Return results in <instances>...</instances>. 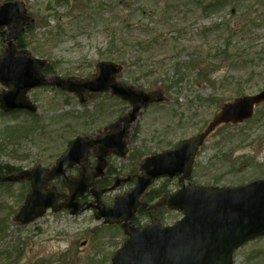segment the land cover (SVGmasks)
<instances>
[{
  "label": "rangeland",
  "instance_id": "rangeland-1",
  "mask_svg": "<svg viewBox=\"0 0 264 264\" xmlns=\"http://www.w3.org/2000/svg\"><path fill=\"white\" fill-rule=\"evenodd\" d=\"M22 1L27 4L30 15L35 20L33 29L24 36V47L31 51L34 58L48 61L45 70L48 72L47 76L62 79L87 78L95 72L98 62L109 61L121 65L124 60L128 65H125L121 76L123 82L144 87L141 91H161L165 95L169 90L167 96L169 95L170 103L145 109L139 116L131 131L128 156L112 160L114 173L122 172L123 178L137 171L145 158L160 154L181 140L203 131L223 104L237 97L235 95L239 89L244 95H255L264 90V77L248 81L244 71L234 73L231 77H224L225 72L217 74V89L195 82L194 74L182 71L183 74L179 73L178 78L187 75L189 78H185L180 84L182 87L176 88L179 85H175L177 73H174L172 58L186 63L189 61L185 52L182 55L179 53L184 50V42H188L192 48H208L205 37L199 34V28L208 27L216 21L221 22V19L234 23L226 12L202 17L194 10H189L187 0H147L150 6H153L151 3H157L158 6H166L168 3L170 8L166 6L169 12L167 16L163 13L158 19L148 17L158 23L160 29L156 34L161 36L158 44L148 54H143L139 52L138 43L147 39L143 36V30L149 19L135 13L133 16L128 14L136 12L135 9L142 6L139 4L141 0H127L132 7L126 8V14L121 15H116V11H122L121 8H115L112 12L111 8L100 7L103 0L87 1L86 5L92 7L91 11L82 8L75 10L72 3H64L62 0ZM260 13L256 12L252 18H257ZM166 18L172 19V25H176V28L164 25ZM242 19H246L245 14ZM235 25L240 27L242 23L235 22ZM171 29L184 31L182 38L187 41L181 38L179 42H167L169 40L165 33ZM256 37L261 40L251 41ZM111 39H123L125 45L123 48L118 45L117 51H122L111 52L114 55L109 58L108 45ZM3 41L0 38V54L7 46ZM235 44L239 48L251 44L255 49H264V26L254 27L249 34L240 33ZM204 48L198 51L206 53ZM133 63L137 67L132 68ZM150 66L151 69H146ZM171 82L174 85L170 86ZM238 82H241L240 86ZM1 88L0 85V90ZM31 96L39 109L35 117L23 113L4 115L0 110V167L10 165L15 171L8 175L29 170L37 164L49 168L64 152L70 140L77 136L94 137L103 128L117 124L131 106L120 99L110 98L108 94L96 95L81 105L76 97L46 87L34 90ZM262 109L264 106L257 109L251 122L220 127L206 141L196 159L192 183L216 186L215 181L220 179L218 186H240L264 179ZM19 126H26L27 130L14 132L12 135L5 131L7 128L15 131ZM27 133L29 135L25 137ZM222 148L232 152L224 157L218 152ZM73 175L77 176V173ZM0 177L5 175L0 173ZM164 181L166 180L157 182L154 191L164 189L168 193L169 190H177V180H169L170 184ZM1 184L6 186L10 183ZM2 186L0 197L5 201L6 208H12L18 213L24 204L27 186ZM125 191L128 188L123 186L109 197H104V203L111 205L114 197ZM90 201L85 199L81 203ZM180 217V214L170 212L166 216L165 225L175 223ZM13 219L14 216L11 219L12 232L16 236L15 230H21V237L27 245L25 262L27 259L37 258L56 261L58 257H65L66 264H111L112 255L125 239L121 231L110 229L103 222L97 221L92 210L77 217H72L69 213L49 212L26 228L18 227ZM133 225L137 227L134 221ZM9 239L13 240L14 237ZM65 253L68 255L65 256ZM234 264H264V238L253 241L236 252Z\"/></svg>",
  "mask_w": 264,
  "mask_h": 264
},
{
  "label": "water",
  "instance_id": "water-1",
  "mask_svg": "<svg viewBox=\"0 0 264 264\" xmlns=\"http://www.w3.org/2000/svg\"><path fill=\"white\" fill-rule=\"evenodd\" d=\"M21 6L22 11L17 7ZM26 9L23 3L0 6V27L17 22L19 32L0 56V83L8 90L0 93V108L4 112L27 109L37 112L29 100L30 90L42 86L76 93L82 104L98 93L111 91L112 96L131 104L117 124L98 131L94 137L78 136L49 169L41 165L15 175L0 177L1 183L28 181L31 189L13 222L26 227L43 218L48 211L57 214L69 211L71 216L93 210L97 221L105 225H121L127 240L112 258V264H234L235 252L250 241L264 237V180L230 187L199 186L189 181L195 160L206 140L224 125H239L253 118L257 106L264 104V91L254 96L236 98L223 104L208 126L197 136L180 141L176 146L141 164L134 189L117 196L114 204L103 201L105 194L115 192L121 181L102 189L96 179L104 176L106 157H124L133 126L144 108L165 101L160 91L147 93L117 81L122 67L106 62L97 65L90 80L46 78L42 70L47 61L35 59L30 52H18L14 41L25 31ZM97 156L91 167L89 155ZM79 167L78 177L69 171ZM179 178L180 190L167 194L159 203L172 211L183 213L173 226L161 224L140 229L133 225L141 206L140 199L150 185L160 178ZM60 178L68 194H60L52 182ZM127 182V180H124ZM90 195L93 202L81 203ZM64 200L62 203L61 201ZM144 208H148L145 204Z\"/></svg>",
  "mask_w": 264,
  "mask_h": 264
},
{
  "label": "trees",
  "instance_id": "trees-1",
  "mask_svg": "<svg viewBox=\"0 0 264 264\" xmlns=\"http://www.w3.org/2000/svg\"><path fill=\"white\" fill-rule=\"evenodd\" d=\"M61 1V0H60ZM64 3H72L75 7V10L82 8L87 11H91L92 7L87 6L81 7L78 6L79 2H90L89 0H62ZM104 0L103 6L105 8H111L115 10V8H122L124 6L131 8L130 4L127 0L120 1H107ZM144 0L139 1V4H142ZM91 4V3H89ZM167 7L170 8V5L167 3ZM166 6H156L148 9V12L144 11L143 6H140V11L143 17H150L151 19H158L163 16V13L169 15L168 10H166ZM187 7L189 10H194L196 14H199L202 17H211L212 15H219L222 12L228 13L230 18H233L234 23L226 20H220L221 22L211 23L208 27L199 28V34L202 37H205L207 41L205 44L208 45L206 49V53L199 52L201 47L192 48V46L188 42H184L183 51H179V53L185 52L188 55L189 61L182 62L180 59L172 58L174 62L173 70L174 73H177V77L175 78V85H179L176 88L182 87L180 84L184 82L185 78H189L187 75L183 78H178L179 73L182 71L185 73H192L195 77V82L197 83H205L207 85L215 87L217 89L216 83V75L219 73H224V77H231L234 73L244 71L245 77L248 81L263 79L264 77V49L257 48L251 44H246L243 48H239L235 44V39L239 37L240 33L249 34L254 27H262L264 26V0H187ZM177 8V6H176ZM125 9V8H124ZM121 14H124L126 11H117ZM260 13L257 18H252L255 13ZM246 15V19H242V15ZM149 18V19H150ZM155 22V21H154ZM235 22H240L242 25L237 27ZM172 19L166 18L164 25L170 26L172 28H176V25H172ZM144 27L143 36L147 39L138 43L140 47V53L148 54L151 49H153L159 42V38L161 35L156 34L159 32L160 27L158 23L148 22ZM157 24V26H156ZM153 25V26H152ZM165 28V26H162ZM161 27V28H162ZM162 31V30H160ZM184 35V31L171 29L167 33H165L166 39L169 41H180ZM163 37V36H162ZM183 41H187L182 38ZM260 37H256L251 41H260ZM136 44V42H135ZM121 45L122 48L125 45L123 39H111L109 42L108 48L110 51L109 58L114 55L111 52H120L117 51V46ZM128 48V47H127ZM124 48V49H127ZM264 48V46H263ZM123 49V50H124ZM256 50V52L254 51ZM176 52L177 49H176ZM121 54V53H120ZM119 54V56H120ZM151 58V57H150ZM166 61V60H165ZM122 64L128 65L124 60L121 61ZM134 66V63H133ZM177 68V69H176ZM146 71V70H145ZM144 71V72H145ZM146 74V73H145ZM183 74V73H182ZM213 76V77H212ZM147 77V76H146ZM181 81V82H180ZM238 85H241V82H238ZM182 91V88H181ZM244 93L239 89L236 92L235 96H242ZM212 101H215L211 97ZM264 111V109H262ZM26 126H19L15 129L9 130L7 128L5 131L7 134L12 135L14 132L24 131ZM29 135L27 133L25 137ZM220 155L227 156L230 152L222 148L218 151ZM228 152V153H227ZM19 171V168L17 169ZM13 167L10 165L5 167H0V173L2 175L12 174ZM194 180V179H193ZM220 179L215 181V185L220 184ZM212 185V184H210ZM10 187V184L2 187ZM27 193V188L25 190V195ZM4 200L0 197V264H66L65 257H58L56 261H51L49 259H27L25 262V257L27 254V245L26 242L23 241L21 237V230H15L17 235L15 236L14 231L12 232L13 224L11 222L12 217L16 214V211L12 208H6L7 205L4 204ZM13 234V235H12ZM10 237H14V239H9ZM10 240V241H9ZM68 254L65 253V256ZM65 258V259H64ZM91 259V257H90Z\"/></svg>",
  "mask_w": 264,
  "mask_h": 264
},
{
  "label": "flooded vegetation",
  "instance_id": "flooded-vegetation-1",
  "mask_svg": "<svg viewBox=\"0 0 264 264\" xmlns=\"http://www.w3.org/2000/svg\"><path fill=\"white\" fill-rule=\"evenodd\" d=\"M18 1H22V0H0V6H4L6 4H13V3L18 2ZM17 7L19 8L20 11H22V8H21L20 5H18ZM26 7H27V10L29 12L30 11L29 10V7L27 5H26ZM13 24H15V25H13ZM32 29L33 28L31 26H28L27 27V31L19 37L18 41L16 42L17 51L18 52L27 49V48L24 47L25 46V43H24L23 40H24V36L27 35L30 32V30H32ZM18 31H19V28H18L17 22H12L10 24H4L3 26L0 27V38L3 35L2 38L7 43L10 40V38H12L14 35L17 34ZM44 74L47 76L48 75V72L46 71ZM1 91H4L3 90V87L1 88L0 92ZM33 91L34 90H31L29 92V94H28V96H29L30 99H33L32 96H31V93ZM31 101L33 102V100H31ZM20 112L23 113V114H26V115H30V113H31V112H29L27 110H20ZM115 158H116V156H114V155H110V156L107 157V160H106L107 161V164H106V169H105V175L102 178H99V179L96 180V184H98V186H101V187L103 186L102 188H107V187L112 186L115 182H117L119 180L120 181L124 180L123 173L122 172H118L117 173V171H116V174H115L114 173V168L111 167V165H112L111 162ZM90 162L94 166L96 164V159L91 156L90 157ZM74 173H77L78 174V170L73 171V174ZM137 174H138V170L137 171L135 170L134 173L129 174V175H127V177H125V178H131V179H133L128 184H122V186H125V188H128V191H130L133 188L134 181H135V176ZM155 184L143 196L144 200L142 199L143 200L142 201L143 203L149 204L150 206L156 205L161 200V198L165 195V192H164L165 190L164 189L158 190V191H154ZM56 185L58 187L59 192H61L62 194H64L66 192V190L64 189L63 186H61L60 183L57 182ZM128 191H125V192H128ZM109 196L110 195H106L105 198L106 197H109ZM85 199L86 200L87 199L90 200L91 198L86 197ZM134 222L136 223L137 226H139L141 228L142 227H145L147 225H152V224L159 223V222H162V223L165 224V207L164 206H161V207H157V208H152L150 210L144 209L142 207L137 212V214L135 216V219H134ZM115 230L121 231L123 233V230H122V228L120 226H115Z\"/></svg>",
  "mask_w": 264,
  "mask_h": 264
},
{
  "label": "bare ground",
  "instance_id": "bare-ground-1",
  "mask_svg": "<svg viewBox=\"0 0 264 264\" xmlns=\"http://www.w3.org/2000/svg\"><path fill=\"white\" fill-rule=\"evenodd\" d=\"M114 1H118V0H114ZM114 1H112V2H114ZM105 2H106V1H105ZM103 3H104V0H103V2L101 3V5H103ZM149 3H150V2H147V0H144V2H142V6H143L145 12H148V9L151 8V7H156V6H158L157 3H156V4L151 3L153 6H150ZM78 6L86 7V4H85L84 2H79V3H78ZM138 6H140V5H138ZM100 7H103V6H100ZM104 8H105V7H104ZM124 8H125V9H124ZM126 8H128V7L124 6V7L121 8V10H122V11L125 10V11L127 12L128 9H126ZM135 10H137V11H136V12H132V13H128V14H130V16H133V14L135 13V14H137V15H139V16H142L141 11H140V8H136ZM113 11H115V10H112V12H113ZM125 14H126V13H125ZM116 15H121V13H119V12L116 11ZM145 18H146V19H149L148 17H145ZM148 22H153V23H154V21L151 20V19H149ZM216 22H218V21H216ZM13 25H15V24H13ZM210 25H211V24H210ZM18 32H19V31H18ZM22 34H23V32H22V33L20 32V34L18 35V37H20ZM106 62H108V61H101V62H98L97 65L100 64V63H106ZM131 66H132V68H133V67H137V64L134 63V66H133V64H131ZM146 69H151V66L148 67V68H146ZM95 74H96V70H95V72H94L92 75H89V77H87V78H77V77H74V79H76V80H78V81H80V80H90V79L93 78V76H94ZM117 81H118L119 83L123 84V85L129 86V87H133V88H135V89H137V90H141L142 88H144V87L135 86V85H133V84H127V83L123 82V81H122V77H121L119 74H117ZM173 83H174V82H171V83H170V86L174 85ZM53 88H54L56 91H58V92L66 93V94L72 95V96L76 97V98L78 99V101H79V97H78V95H77L76 93L67 92V91H64V90L58 89V88H56V87H54V86H53ZM165 89H166V87H165ZM168 89H169V88H168ZM166 90H167V89H166ZM171 90H173V89H171ZM142 91H145V92H147V93L154 92V91H149V90H144V89H143ZM165 92H166V91H165ZM168 93H169V90H167V94H168ZM107 94L109 95V97H113L111 91H105V92H103V93H98V94H96V95H107ZM167 94L165 93V104L170 103V99H169V97H168L169 95L167 96ZM96 95L92 96V98L95 97ZM92 98H91V99H92ZM125 104H126V103H125ZM111 125H113V124H111ZM111 125H109V126H111ZM109 126H108V127H109ZM105 128H106V127H105ZM105 128H103V129H105ZM198 134H199V133H198ZM198 134H196L195 136H197ZM195 136H192V137H190V138H193V137H195ZM190 138H186V139H183V140H187V139H190ZM183 140H182V141H183Z\"/></svg>",
  "mask_w": 264,
  "mask_h": 264
}]
</instances>
